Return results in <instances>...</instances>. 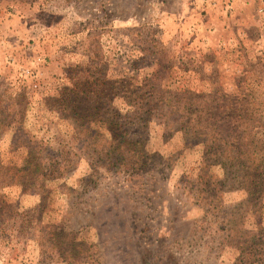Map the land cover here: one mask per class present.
Masks as SVG:
<instances>
[{"label": "rangeland", "instance_id": "1", "mask_svg": "<svg viewBox=\"0 0 264 264\" xmlns=\"http://www.w3.org/2000/svg\"><path fill=\"white\" fill-rule=\"evenodd\" d=\"M0 264H264V0H0Z\"/></svg>", "mask_w": 264, "mask_h": 264}, {"label": "trees", "instance_id": "2", "mask_svg": "<svg viewBox=\"0 0 264 264\" xmlns=\"http://www.w3.org/2000/svg\"><path fill=\"white\" fill-rule=\"evenodd\" d=\"M203 122L204 121H197L195 124L196 130L194 132L200 134V136H195L196 139H199V137H201V133H203L201 128L207 126V124H203ZM198 127H201V128H198ZM200 131H202V132H200ZM223 133H225L224 136H223ZM216 135L213 136L210 140V142H211V144L209 145L210 149H216L218 151L219 148H223V145H228V147L238 148V151H241L243 149V147L246 146L245 143L243 144L241 142L242 138L240 136L233 137L232 134L228 131H220V132L217 131ZM218 142H220V143H218ZM225 149L226 148H224V150ZM222 154H225V153H222ZM241 155L242 154H239L237 156H230V155L226 154L225 158L228 160V162H230L231 167L233 165H236V163H237V165L241 166V168L245 167V168L252 170V168H250L251 162L244 155H242V156ZM234 161H235V163H234ZM22 172H21V174H22ZM244 175H245V169H244ZM13 177H15L14 181H21V176H18L17 174H15L14 176H12L11 179H13Z\"/></svg>", "mask_w": 264, "mask_h": 264}]
</instances>
